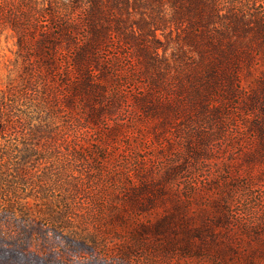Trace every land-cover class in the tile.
Segmentation results:
<instances>
[{"label": "rangeland", "instance_id": "rangeland-1", "mask_svg": "<svg viewBox=\"0 0 264 264\" xmlns=\"http://www.w3.org/2000/svg\"><path fill=\"white\" fill-rule=\"evenodd\" d=\"M86 2L0 0V264H264L261 243L250 238L241 223L229 234L215 230L222 239L220 247L213 246L206 233L204 239L210 247L202 252L179 247L185 239L180 228L175 237L163 238L141 230L144 222L151 225L160 220L170 204L156 205L149 214H137L129 202V180L123 173L137 165L136 158H145V165L153 172L169 158L181 160L180 151H176L182 146L176 144L174 133L185 134L189 123L178 116L166 129V138L156 142L151 131L142 140L140 132L132 129L133 113L115 110L113 115L106 114L104 124L94 126L84 103L73 109L67 106L60 87L62 70L50 75L35 54L39 38L56 24L81 16ZM121 19V29L129 33L131 18L122 15ZM165 35L157 33L162 43L160 54L166 46ZM174 38L173 33L171 40ZM247 44L254 49L251 42ZM263 51L254 54L255 71L244 65L240 68L242 92L246 94L238 101V113L234 114L238 119L245 116L251 121L259 114L249 92H260L264 86ZM167 55L170 57V50ZM154 123L143 118L141 125ZM230 139L215 146L208 159L192 162L193 182L200 190L205 188L193 211L200 213L212 198L234 190V217H242L243 206H254L260 199L263 207L255 209L264 214L263 138L245 131L241 135L240 131L238 139ZM165 140L173 146L169 153L162 147ZM247 157H252V164L246 162ZM188 177V172L179 173L171 183L179 182L177 189H184ZM248 177L253 179L255 190L246 197L240 183ZM238 182L237 188H231ZM253 223L259 234L258 224L263 227V220L254 217ZM218 249L223 250L220 253Z\"/></svg>", "mask_w": 264, "mask_h": 264}, {"label": "trees", "instance_id": "trees-1", "mask_svg": "<svg viewBox=\"0 0 264 264\" xmlns=\"http://www.w3.org/2000/svg\"><path fill=\"white\" fill-rule=\"evenodd\" d=\"M86 7L81 16L58 23L48 35L41 36L35 54L50 75L62 70L60 87L67 106L73 109L84 103L94 126L104 124L106 114L113 115L115 110L133 113L132 129L140 132L142 140L151 131L156 142L166 138V129L178 116L189 123L188 132L174 133L176 144L182 146L176 151H180L181 160L169 158L153 172L145 165V158H136L137 169L132 166L123 173L129 180V202L137 214H149L156 205L170 204L160 220L151 225L144 222L141 230L163 238L175 237L180 228L185 239L179 247L202 252L210 247L204 239L206 233L211 244L220 247L222 239L215 230L229 234L241 223L250 238L261 243L259 253L264 257V214L256 211L263 207L261 199L254 206H243L242 217L233 215L234 190L212 198L200 213L192 208L205 191L193 182L192 162L208 159L215 146L225 144L228 137L238 139L240 131L241 135L245 131L263 138L260 145L264 149V86L260 92H249L250 99L255 98L252 106L258 104L259 114L254 119L234 115L239 98L246 94L242 92L240 68L244 65L255 71L254 54L264 50V0H87ZM122 15L131 18L129 33L121 29ZM158 32L167 34L161 54ZM143 118L155 123L144 127ZM165 141L162 147L169 153L173 146ZM251 159L245 160L252 164ZM182 172H188L189 177L186 187L178 190L179 182H171ZM245 180L240 186L248 197L255 190L254 181L250 177ZM237 186L239 182L231 188ZM254 217L263 220V227L258 224L259 234L253 227ZM229 247L225 249L234 254Z\"/></svg>", "mask_w": 264, "mask_h": 264}]
</instances>
